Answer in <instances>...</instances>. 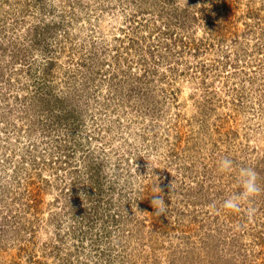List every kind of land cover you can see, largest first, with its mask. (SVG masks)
<instances>
[{"label": "rangeland", "instance_id": "374dc122", "mask_svg": "<svg viewBox=\"0 0 264 264\" xmlns=\"http://www.w3.org/2000/svg\"><path fill=\"white\" fill-rule=\"evenodd\" d=\"M0 264H264V0H0Z\"/></svg>", "mask_w": 264, "mask_h": 264}, {"label": "clouds", "instance_id": "9594fccd", "mask_svg": "<svg viewBox=\"0 0 264 264\" xmlns=\"http://www.w3.org/2000/svg\"><path fill=\"white\" fill-rule=\"evenodd\" d=\"M219 166L222 172L230 171L233 167V162L228 158H224L219 162ZM238 175L242 191L223 201L222 207L226 210L239 211L242 203L250 200L261 192V188L258 185L257 173L253 169L241 167ZM151 204L152 207L155 206L159 215L165 214L168 210V205L165 204L162 196L155 195Z\"/></svg>", "mask_w": 264, "mask_h": 264}]
</instances>
